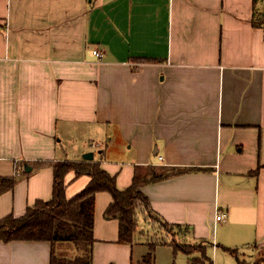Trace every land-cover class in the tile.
I'll return each instance as SVG.
<instances>
[{
  "label": "crops",
  "instance_id": "0c3cea01",
  "mask_svg": "<svg viewBox=\"0 0 264 264\" xmlns=\"http://www.w3.org/2000/svg\"><path fill=\"white\" fill-rule=\"evenodd\" d=\"M88 151L119 189L137 175L151 218L205 245L211 264L228 248L264 264V0H0V176L17 178L0 219L50 199L51 163ZM89 181L70 171L67 196ZM112 200L96 195L94 264L133 259L105 217ZM51 252L0 239V264H50Z\"/></svg>",
  "mask_w": 264,
  "mask_h": 264
},
{
  "label": "trees",
  "instance_id": "16d2710c",
  "mask_svg": "<svg viewBox=\"0 0 264 264\" xmlns=\"http://www.w3.org/2000/svg\"><path fill=\"white\" fill-rule=\"evenodd\" d=\"M51 164L54 169L52 197L48 200H36L21 216L11 213L0 219V239L49 240L52 243L50 264H94V222L98 192L109 191L113 196L105 211V217L119 219L121 242H133L141 212L152 217L151 213L149 214V200L138 188L142 183L137 175L132 185L119 189L116 175L103 168L101 160L61 159ZM70 171H74L76 177L84 174L90 176L89 183L72 197H68L66 193V176ZM182 171L183 169L158 172L153 178L160 179ZM16 182L15 176H0V193L13 188ZM161 226L170 230L172 225L161 221ZM59 244L66 245L67 248L59 247ZM172 245L175 250L188 254L201 252L198 260L193 259L194 263L207 258L205 245L186 244L177 240H174ZM152 248L155 249L154 244ZM228 250L239 257L237 249ZM152 256L153 253L149 257ZM240 262L245 264V261Z\"/></svg>",
  "mask_w": 264,
  "mask_h": 264
},
{
  "label": "rangeland",
  "instance_id": "374dc122",
  "mask_svg": "<svg viewBox=\"0 0 264 264\" xmlns=\"http://www.w3.org/2000/svg\"><path fill=\"white\" fill-rule=\"evenodd\" d=\"M87 132L85 133L84 136L78 139L81 140L80 141L81 143L84 142L85 138H89L90 135H87ZM93 137L95 138V136ZM76 142L80 144V142L78 141ZM85 142H88V139H86ZM93 142L95 141L89 140V144H87L86 146L88 145L90 146L86 148L95 149L97 151L98 149L96 148L97 147L96 144L92 145ZM77 143H74L73 145L76 146ZM105 146L106 145L104 144V147ZM146 218L149 220L150 223H154V225L157 224L156 228L153 227L141 228V226H144L143 224L144 222L142 221V223H139L140 225L137 226L136 232L134 234V239L132 242L134 251L132 253L133 259L130 264H211V259L210 260L204 259V261L207 260L206 263H202L203 261L194 263L192 256L196 255L194 254L196 252L192 253L193 255L191 254L190 256V254H186L182 250H175L173 245L172 246L166 245L165 244L166 242L172 244L174 240H177L181 243H184L183 241L185 240L183 239V237H179V236L174 238V236H172L168 231L161 230V227L158 226L160 223L155 219L149 217L147 213H146ZM141 220H143V218ZM143 229H146V231H142ZM152 244H154L155 246L154 250H152L153 249ZM60 246L67 248L66 245L62 246L59 244V247ZM247 249L248 248L240 249L237 253L239 257L229 250H221V254L214 259V264H242L240 260L243 262L245 261L244 262L245 264H256L257 261L251 263L250 254H252V250L250 249L247 250ZM152 253H153L152 257H154L155 255V258L153 259L152 257H149L150 255H152ZM187 255L190 259H192V261L188 259ZM145 258L149 260H146ZM150 258L152 259L151 261Z\"/></svg>",
  "mask_w": 264,
  "mask_h": 264
},
{
  "label": "built area",
  "instance_id": "2783aa9c",
  "mask_svg": "<svg viewBox=\"0 0 264 264\" xmlns=\"http://www.w3.org/2000/svg\"><path fill=\"white\" fill-rule=\"evenodd\" d=\"M95 54H97L99 57L103 56L102 52L98 49L94 50ZM226 216V212L222 209H219L216 213V220H221Z\"/></svg>",
  "mask_w": 264,
  "mask_h": 264
},
{
  "label": "water",
  "instance_id": "95a60500",
  "mask_svg": "<svg viewBox=\"0 0 264 264\" xmlns=\"http://www.w3.org/2000/svg\"><path fill=\"white\" fill-rule=\"evenodd\" d=\"M84 158L85 159H89V160H92L93 158H94V152L93 151H88V152H86V153H84ZM25 169L27 170V171H30L31 169H32V166H26L25 167Z\"/></svg>",
  "mask_w": 264,
  "mask_h": 264
}]
</instances>
